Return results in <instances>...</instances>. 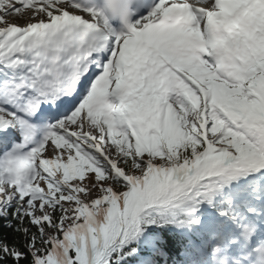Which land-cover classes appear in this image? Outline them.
<instances>
[{
  "label": "snow or ice",
  "instance_id": "obj_1",
  "mask_svg": "<svg viewBox=\"0 0 264 264\" xmlns=\"http://www.w3.org/2000/svg\"><path fill=\"white\" fill-rule=\"evenodd\" d=\"M0 264H264V0H0Z\"/></svg>",
  "mask_w": 264,
  "mask_h": 264
},
{
  "label": "rangeland",
  "instance_id": "obj_2",
  "mask_svg": "<svg viewBox=\"0 0 264 264\" xmlns=\"http://www.w3.org/2000/svg\"><path fill=\"white\" fill-rule=\"evenodd\" d=\"M20 23H23V21H20Z\"/></svg>",
  "mask_w": 264,
  "mask_h": 264
}]
</instances>
